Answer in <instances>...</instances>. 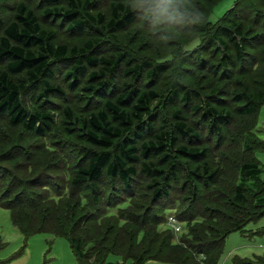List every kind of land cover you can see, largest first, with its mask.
Masks as SVG:
<instances>
[{
	"label": "rangeland",
	"instance_id": "1",
	"mask_svg": "<svg viewBox=\"0 0 264 264\" xmlns=\"http://www.w3.org/2000/svg\"><path fill=\"white\" fill-rule=\"evenodd\" d=\"M19 1L0 0V35ZM25 1L40 15L43 26L54 30V43L81 47L98 38L89 53L109 58L122 54L123 60L119 69L95 78L90 72L102 68V62L88 63L83 72H78L73 69L72 56L62 63L58 61L51 81L61 84L65 93L49 95L46 103L37 97L39 88H25L23 102L30 111L40 108L54 114L52 128L44 134L12 124L7 114L0 113V195L8 183L10 190L4 198L21 190L37 194L42 188L35 181L39 176L61 182L70 179L73 170L66 169L65 160L74 167L84 158L85 149L102 148L79 135L87 128L83 121L88 114L122 92L154 89L158 96L145 116L151 127L142 130V137L135 136L138 146L141 148L143 141L162 130L173 131L177 145L141 154L136 163L138 175L127 187L119 177L103 179V195H112L113 203L121 207L106 209L102 215L106 217L89 220L81 231H76L85 241L89 239L84 247L93 256L90 260L97 263L98 249L109 246L115 252L108 254L104 264H134L124 252L149 257L142 264H234L237 257L264 264L260 259L264 258V213L255 217L258 210L250 208L248 201H243L244 209H252L251 214L238 213L235 201L242 162L255 157L264 165V102L256 112L246 114L240 111L244 104L239 98L242 92L264 90V0H123L131 2L135 16L117 30L101 22H95V28L70 29L69 21L62 17H45L40 0ZM115 1L120 0H91L87 10L103 12L107 22ZM232 21L241 22L248 43L241 58L233 45L227 49L230 41L219 29L220 24L230 26ZM227 52L233 56L228 63ZM137 63L141 64L137 74L126 73L127 66ZM152 68L155 72L150 74ZM100 80L106 87L102 92ZM177 82L200 95L184 100ZM133 102L123 107L130 111ZM68 106L73 116L66 122ZM212 108L223 116L229 112L228 117L219 119L218 131L212 127ZM176 110L197 136L187 137L175 130L179 120ZM133 121L137 128L142 125L137 119ZM249 134L255 138L249 141L251 147L246 145ZM125 136L116 139V150L126 141ZM182 144L206 150L203 155H185L177 150ZM144 162L155 171L146 172ZM170 164L175 165L176 175ZM163 187H168L170 193L157 200L155 191ZM21 208L20 213L30 209L35 225L41 222L40 208ZM90 210L85 204L76 215L85 216ZM57 211L55 207V215L73 224L74 220L69 219L74 216L71 208ZM112 213L114 216H108ZM247 216L251 218L245 221L243 230L229 231ZM194 218L199 221L193 222ZM53 227L49 224L48 230L26 237L13 222L11 210L0 204V264H82L67 237L49 231Z\"/></svg>",
	"mask_w": 264,
	"mask_h": 264
},
{
	"label": "trees",
	"instance_id": "2",
	"mask_svg": "<svg viewBox=\"0 0 264 264\" xmlns=\"http://www.w3.org/2000/svg\"><path fill=\"white\" fill-rule=\"evenodd\" d=\"M161 1L163 3L166 0ZM40 4L45 6V17H62L64 20L69 21L67 28L76 30H84L86 27L92 28L95 22L105 23L111 30H117L124 27L135 16V10L132 8L131 2L123 0L113 3L112 17L107 22L103 12L94 13L89 9L87 10L92 4L91 0H40ZM81 7L86 8V10L82 12ZM14 10L13 18L4 23L0 35V113L7 114L8 120L12 124H21L29 131L44 134L52 128L54 114L50 110L40 108L30 111L23 102L22 92L25 88L32 87L33 90L39 88L37 97L44 99V103H46L49 95H63L65 93L61 84L51 80L54 77L58 63H62L61 61H64L68 56H72L75 59L73 69L78 72H83L88 63L97 65L102 62L104 64L102 68L90 72V75L94 78L104 77L109 71L113 72L119 69L123 57L122 54L114 58L98 57L89 53L98 38L86 41L85 45L81 47L73 46L69 48L66 43H54L52 41L54 30L43 26L40 15L36 13L33 7H29L25 0H20L15 5ZM220 25L219 29L230 41V44H227V49L233 45L236 51L235 54L241 58L245 46H248L244 38L243 25L241 22L235 23L234 21L231 22L230 26ZM226 54L228 55L226 63H228L233 59V56L230 52ZM140 68L141 64L139 63L127 66L126 73L137 74ZM224 69H227V67H224ZM154 72L155 68H152L150 74ZM99 85L103 86V89L100 90L102 92L106 88L104 80H100ZM175 85L181 89L184 100H189L194 94L200 95L199 91L189 90L180 82ZM157 96L158 93L154 89L132 91V93L125 91L114 99L107 98L102 107L90 112L83 121L87 128L83 129L82 134L79 135L102 148L99 150L93 148L85 149L84 158L76 162L75 168L71 167V163L65 160L66 169L69 171L73 170V176L70 179H65L64 182H61L50 179L51 176H39L35 181L36 184L42 185V188L37 194L32 193V191L21 190L15 192L9 198L4 197L9 193L10 184L8 183L5 186L0 195V204L11 210L13 222L20 227L26 237L35 232L48 230L49 224H53L55 227L49 231L67 237L82 264H104L108 254L115 252V250L109 248V246L100 247L96 255V257L99 256L96 263L94 259L90 260L93 256L89 249L84 247L89 242V239L85 241L81 233L76 231H81V227L89 220L100 219L99 216H102L106 209L121 207L113 203L112 195L108 194L106 198L103 195L102 181L105 177H119L127 187L130 185L129 181L131 178L138 175L136 163L140 160L141 154L148 155L151 151L159 152L165 150L168 146L177 145V136L173 134V131L162 130L156 133L154 137L143 141L141 148L138 146L139 140L135 136L142 137V130L151 127V122L148 123L145 116L150 114L153 100ZM239 98L244 104V108L240 109V111L252 114L264 102V90L249 93L242 92ZM131 101H134L132 109L128 111L123 105ZM215 111L212 108L209 113L213 116L214 124L212 127L217 128L218 131L219 127L217 124L219 119L228 117L229 112H225V116H223L222 113ZM65 114L67 117L66 122H69V119L72 120V110L69 106L65 109ZM175 115L179 118L175 123V130L187 137L197 136V133L194 132L193 128L185 121L184 116L181 115L180 110H176ZM133 119H137L142 125L137 128ZM68 129L75 130L72 127ZM124 133L127 134L125 136L126 141H123L121 146L118 145L119 147L116 150V139ZM253 138L249 134L246 145L251 147L252 144L249 141ZM177 150L185 155L198 156L203 155L206 149L199 150L198 148H190L186 144H182L177 147ZM86 158H88L87 162ZM142 165L143 169L149 174L155 171L147 166L146 162L142 163ZM170 168L173 175H176L175 165L172 166L170 164ZM240 168L242 176L235 189V201L238 205L236 208L239 210H237L238 213L247 211L249 215L252 212L250 208L257 209L256 217L264 213V165L254 157L243 161ZM45 177L46 179H44ZM155 193L158 200L163 196H168L170 189L168 187L157 188ZM26 194H33L34 197L27 198ZM102 198L105 199V202L100 203ZM243 201H248L250 208L244 209L246 203H243ZM85 204L91 207L90 212L85 214V216H77L76 211ZM27 206L34 211L40 208L41 222L38 225L33 223L34 220L30 209L20 213L23 210L21 207ZM55 207L58 208L57 212L64 209L70 211L71 208L74 216L69 217L67 215L71 221L74 220L73 224H70L71 228L67 224V220L60 215H55ZM47 211L50 212V215H48ZM111 215L114 216V213L108 214V216ZM177 215L182 218L180 212ZM249 218L251 217L247 216L241 222H235L229 231L238 228L243 230L245 221ZM23 219L27 220V222H23ZM195 221L199 220L194 218L193 222ZM225 235L217 242L219 243ZM122 254L125 257L133 258L134 264H142L149 259V257H145L142 254L137 255L131 252ZM234 264L260 263L237 257L234 260Z\"/></svg>",
	"mask_w": 264,
	"mask_h": 264
},
{
	"label": "clouds",
	"instance_id": "3",
	"mask_svg": "<svg viewBox=\"0 0 264 264\" xmlns=\"http://www.w3.org/2000/svg\"><path fill=\"white\" fill-rule=\"evenodd\" d=\"M195 45H193V47H194Z\"/></svg>",
	"mask_w": 264,
	"mask_h": 264
}]
</instances>
